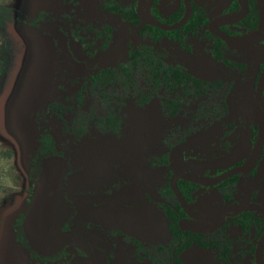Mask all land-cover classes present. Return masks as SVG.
Instances as JSON below:
<instances>
[{"label": "flooded vegetation", "instance_id": "flooded-vegetation-1", "mask_svg": "<svg viewBox=\"0 0 264 264\" xmlns=\"http://www.w3.org/2000/svg\"><path fill=\"white\" fill-rule=\"evenodd\" d=\"M140 1L121 0V8L116 12L104 7L105 0H95L90 4L81 0L70 1L72 8L78 9L89 20L88 25L85 27L91 25L98 33V30H102L103 25L111 26L110 44L107 48H103L104 38L95 41L90 47L84 46L77 37L85 36L87 38L86 43H90L92 42V36H95V34H87L83 31L84 27L81 30L89 35L90 41H88L86 35L78 34L80 29H73L75 13L66 10L67 7L55 6L50 0V6H55L56 8H54L57 9V12H53L59 13V15L56 16L52 12L46 13L49 16L54 15L56 21L62 24L65 33H61V36L67 37L66 41L64 40L62 43H66L67 46L61 45L60 48L54 40L55 42H52L53 47L48 52H52V49H54L63 54L62 65L58 66V70L63 74L72 71L75 76L71 78L70 82L79 86L74 99L75 102L71 103L70 106H84L88 98L95 101V112L91 115L90 127L85 136L89 134L91 128H95L102 138L106 139L120 134L121 131L120 128L118 133L108 135L99 128L95 121L99 117L108 115L104 113L106 111L103 108L104 103L98 98L99 92L88 94L83 88L84 84L93 87V79L102 71L113 70L123 73L121 77L133 79L139 89L137 92H127V87L123 86L125 91L122 100L117 99L113 102L117 116L122 115L123 124L128 121L129 117H134L135 121L133 122H140L144 114H147V121L160 122L161 119H164L167 123H173L183 115L186 107L191 109L190 115L193 123L210 119L214 115L219 116L217 108L215 111L208 112V106L205 105V112H203V109H200L201 104L198 99L193 101L189 98L186 99L181 112L177 116L169 115L168 108L163 105L161 109L160 104L156 106V109L147 111L146 106L150 102H142L141 97L145 85L146 70L142 66L120 65V63L127 62L131 54L138 50H145L147 45L153 48L152 51L158 59L167 64L166 68L179 69L183 73L190 74L192 76L190 80L193 84H197V81H199L204 89L211 85H216L215 89L225 88L224 110L234 115V117L230 119L218 117L216 119L222 130L220 137L223 138L221 139L223 144L209 150L199 147L197 142L200 139L179 145L176 143L174 145L165 144L163 145L164 149L171 153L166 161L159 160L163 140H161L160 145L154 148L156 153L153 154L156 156V161L149 162L146 165L141 163L138 156H135L132 157V161L126 162L119 169L114 170L113 167L100 168L93 162L97 155L91 149L95 147L88 149L90 150L91 161L84 160L85 155L82 151L78 153V158H68L69 167L62 186L66 198L73 208V214L65 229L73 230L84 236L93 247L103 252L106 258L105 264H193L194 249L206 253V257L200 258V263L207 260L210 264L212 262L221 264L219 257L223 255L229 263L252 264L255 261L256 264V247L264 231L258 236L257 229L253 227L249 233H237L234 237L235 243L231 245L232 250L227 254L226 243H210L207 247H201L193 242V234L203 235L205 241L217 239L224 234L228 236L234 234L236 228L235 226L225 228V226L234 217L245 213H254L256 216L261 215L264 219L262 214L244 212L238 215H230L227 217L225 224L214 231L205 234L196 233L194 232L195 220L181 206L171 186V180L178 172H191L201 175L192 172L193 169V171L197 170L203 173L201 176L213 177L243 164L249 157L258 138V125L252 102L264 69V40L255 45L240 47L225 42L220 36L211 31V23L214 19L242 12L240 0H191L193 13L185 25L175 30H164L152 26L159 30L154 35L150 31L144 33L146 28L151 25H144L141 20L139 14ZM245 1L248 5V14L238 22L220 25L217 27V31L230 36L243 37L249 36L257 30H264V0ZM199 10H204L205 20L195 28L189 29L186 26L193 16L199 13ZM186 13V0H154L151 7L152 17L169 25L180 22ZM95 23L97 27L94 26ZM73 36L83 49L90 50L97 44L96 42H99V52L102 56L99 58L94 53L84 55L81 51H76L79 50V47L72 46ZM96 57L97 59H95ZM128 72L132 74L127 75ZM117 76L119 77V74ZM194 79L197 81L194 82ZM120 85L122 84L117 82L105 84L107 90L114 89L115 86L120 87ZM161 93L174 94V92H168L166 89L158 92L156 97ZM79 94L89 96L83 100V105H80L78 101ZM54 102L59 101L54 98L47 101L46 111ZM245 106L251 108L254 120L251 118V122L254 123H249L250 117L245 115ZM261 106L264 110V90ZM108 108H111V105ZM178 121L182 122L181 118ZM230 121L235 123L234 132L222 136L224 123ZM243 124L244 126H242ZM251 124L257 127V135L253 143H250L251 149L247 154L245 152L246 148H243L241 155H237L232 159V164L222 169H218L219 167L216 165L218 170H214V167H209L206 164L212 158H227L228 155H231V148L237 147L241 143L240 137L242 135H248ZM178 130L180 129L173 132L177 133ZM166 132L163 131L164 136H166ZM180 132H186L188 137L191 136L187 130H180ZM160 134H162L160 131L156 134L157 142L160 141ZM202 141H206V139ZM175 152L179 155H173ZM237 162L241 163L237 164ZM70 165L73 166L74 172L69 173ZM262 168L264 169V148L254 169L248 174H239L241 175L239 181L247 176L255 180V185L249 196L242 199L234 198L233 186L239 181L231 185V197L229 198L223 195L221 189V184L229 179L213 187L195 184L198 185L195 190L184 179H178L177 185L187 203L199 211H208L217 205L237 203L241 200L264 204V170ZM72 175L73 178H70ZM30 191L31 189L27 191V195L25 193L26 197L21 199L22 206L25 207L23 212H21V206L19 212L13 218L10 219L5 214L9 204L0 208V247L2 244L4 250L6 248H10V250L17 249L18 252L15 251L16 258L22 260L21 255L23 253L24 264H28L27 257L30 260H35L38 264H72L74 259L88 258L89 255L86 251L73 246L63 248V252L52 259L39 258L32 254L23 228V221L33 198V195L30 196ZM71 191H73V194H71ZM3 227L6 228V234L12 239L11 242L3 238V235H5L2 233ZM221 232L225 233L219 235ZM249 240H253L256 244L253 253L249 252V246H247ZM9 261L10 259H7V257L1 256L0 264H9Z\"/></svg>", "mask_w": 264, "mask_h": 264}, {"label": "rangeland", "instance_id": "rangeland-1", "mask_svg": "<svg viewBox=\"0 0 264 264\" xmlns=\"http://www.w3.org/2000/svg\"><path fill=\"white\" fill-rule=\"evenodd\" d=\"M71 0H51L55 6L67 7L71 13H75V21L73 23V29H80L78 34L86 35L89 39V35L84 33L81 29L88 25L89 20L86 19L82 12L78 9L75 10L70 5ZM1 6H8L11 8H19L22 5V0H0ZM94 26L97 27L95 23ZM72 46L79 47L82 54L94 53L95 56L101 57L102 54L99 52V42H96L97 46H93L90 50L83 49L80 44L76 41L73 36ZM75 47V48H77ZM84 50V51H83ZM65 56V54H64ZM97 57L95 59H97ZM63 54L52 49V52L41 53L36 42H33L30 37L20 28H1L0 27V104L5 102L6 90L14 89L13 85L18 83H31L38 88L39 93L44 90L45 100L52 98L57 99L63 106H70L71 103L75 102V97L79 86L75 83H71L70 80L75 75L72 71L68 74L60 73L58 66L62 65ZM226 82V86H227ZM225 88L215 89L212 91V97L207 100L209 105L214 104L215 108L219 111V116H212L210 119L193 123L191 109L186 107L183 111V115L180 117L181 121H174L173 123L164 121L161 119L160 122L147 121V114H144L143 119L140 122H133L134 117H129L128 121H125L121 127L120 134L115 135L111 138H102L101 134L95 129L91 128L89 134L82 138H76L71 132L67 130L69 123L72 120L71 115L64 116V120H61L57 116L53 115V112H49L43 118L54 135L56 137V148L59 152L65 153L69 158L76 159L79 152H84L91 149L97 155L93 162L100 168L113 167L119 169L126 162L132 161V157L138 156L141 163L147 164L149 162L156 161L154 156V148L160 145L163 140L168 145L182 144L189 141H197L199 147L209 150L223 144L220 137L221 128L218 126L216 119L218 117H227L228 119L233 118L234 115L227 113L224 110ZM118 94V93H117ZM171 94L170 97H173ZM168 97V94L158 95L152 102L147 104V111L156 109V106L160 104L161 109ZM95 101L88 98L84 106L77 107L75 113L95 112ZM163 111V110H162ZM145 118V119H144ZM130 120V121H129ZM241 123V122H240ZM177 125V126H176ZM244 126V124L242 125ZM133 129V130H132ZM176 129L187 130L191 136H187L186 132L174 133ZM158 131L160 134V141L156 134ZM163 131H167L164 136ZM1 134V130H0ZM202 136V137H201ZM206 141H202L205 140ZM241 143L236 147L231 148V155L227 158L210 159L206 163L209 167L218 170L223 167L232 164L233 158L237 155H241L243 148H246V154L250 151L251 145L249 137L241 136ZM25 135H16L13 137L3 138L0 137V208L6 204H9L6 208L8 217L13 218L22 206V198L26 197L27 191L31 189V171L29 168V150H25ZM162 145V143H161ZM250 145V147H249ZM30 147V145H27ZM117 147V148H115ZM133 148V149H132ZM131 151V153H130ZM128 152V153H127ZM92 162V163H93ZM217 167H219L217 169ZM146 167V166H145ZM194 170V169H193ZM203 175L200 171H193ZM262 170H264L262 168ZM103 171V170H101ZM105 172V171H104ZM104 175V174H102ZM73 178V175L70 176ZM255 185V180L251 177H243L241 180L233 186L234 198L242 199L248 197L250 191ZM73 194V191H71ZM29 195V193H28ZM24 206L21 208V212L24 210ZM3 235L6 241L11 242L12 239L6 234V228L3 227ZM225 233V232H224ZM223 232L219 233L224 234ZM210 239V238H209ZM17 249L2 248L0 247V259L1 256L10 259L9 264H24V254L22 258H16ZM203 254V255H202ZM212 255V254H210ZM206 257V253L202 250L194 249L193 252V264H210L207 260L200 263L201 257ZM208 256V255H207ZM28 264H38L35 260H30L27 257ZM63 263H65L63 261ZM212 264H215L212 262Z\"/></svg>", "mask_w": 264, "mask_h": 264}, {"label": "trees", "instance_id": "trees-1", "mask_svg": "<svg viewBox=\"0 0 264 264\" xmlns=\"http://www.w3.org/2000/svg\"><path fill=\"white\" fill-rule=\"evenodd\" d=\"M81 1H85L90 4L95 0ZM50 3V0H22V5L19 8H11L0 5V27H20L33 42H36L41 53L48 52V50L53 47L52 42H55L54 40H56V44L60 48L61 45L67 46L66 43H62L64 40L66 41L67 38L61 36V33H65V29L62 24L59 23V21H56L55 17H53L54 15H50V17L46 13L52 12V14H55L56 16L59 15V13H54L57 12V9H55V6V8L50 6ZM104 7H108L114 12L119 11L121 8V0H105ZM135 15L138 17L137 13H135ZM204 15V10H199V13L193 16L186 27L189 29L195 28L199 23L205 20ZM157 30V28L148 26L144 33L150 31L154 35ZM83 31L90 35L95 34V36H92V42L90 43H86L87 38L85 36L77 37L78 40L84 44V46L90 47L95 41L101 40L102 38H104L103 48H107L109 46L110 36L112 35L110 25H103L102 30H98V33L91 27V25L84 27ZM152 50L153 48L150 45H147L145 46V50H138L137 52L131 54L127 62L120 63L121 66H142L146 70L145 85L141 96L142 102L148 103L153 101L158 92L167 89L168 92H174L175 94L173 97H170L169 94L164 103L165 107L169 110L168 114L171 116H177L181 112V108L188 98L193 101L198 99L201 104L200 109H203V112H205V105L208 106V112L217 110L214 108V104L209 105L210 103L207 101L212 97V91L216 88V85H211L204 89L202 88L201 83L196 79H194V82L197 81L198 83L193 84L190 80L192 77L190 74L183 73V71L179 69L174 70L166 68L167 64L158 59ZM117 74H119V77ZM131 74V72L127 73V75ZM122 75L123 73H118L113 70L102 71L96 78L93 79V87H88L86 84L83 85L84 90L88 94L99 92L98 98L104 103L103 108L106 110L104 113L108 115H106V117H99L95 122L99 128L103 132L108 133V135L118 133L119 129L123 125L122 115L120 114L117 116L113 102L117 99L122 100L123 92L125 91L124 87H127V92L139 91L133 79L123 78L121 77ZM109 82H117L122 85H120V87L115 86L114 89L107 90L105 84H108ZM13 88L14 89L6 90L4 95L5 102L0 104V137L8 138L16 135L21 136V134L22 136L25 135V150H27V153L29 150V160L27 162L31 171L30 196L32 197L34 182L40 173L42 159L51 155H61L69 158L65 153L57 150L54 132L49 126H47L46 122L43 121L47 112H53V115L57 116L61 120H64V116L71 115L72 120L69 123L67 130L76 138H81L88 133L92 113H75L77 107L63 106L60 102L52 103L49 106L48 111H46L45 106L47 105L48 100H45L44 98V90L40 94L38 88L31 83L20 84L18 82L13 85ZM88 97V95L83 96L79 94L78 101L80 105H83V100ZM110 105L111 108H108ZM250 109L251 108L249 106H245L244 112L246 116L250 117L249 123H252L254 120L253 113ZM251 118L253 120L252 122ZM235 128L234 121L225 122L222 136L231 134L234 132ZM256 135L257 127L251 124V129L248 131V137L251 144L253 143ZM165 144L166 143L163 141L161 145L162 150L159 154L160 161H166V159L171 156L170 151L164 149L163 145ZM27 145H30V147ZM84 155L85 161H91L90 150H86ZM173 155L178 156L179 153L175 152ZM239 163L241 162H237V164ZM70 172H74L72 165H70L69 173ZM240 177L241 175L235 176L221 184L223 195L226 198L231 197L230 187L231 185L236 184ZM186 183L189 184L193 190L198 187V185L190 184L188 182ZM230 226H235L236 229L234 234H229L228 236L224 234L223 236L210 241H205V237L203 235L193 234V242L201 247H207L210 243H226L227 245L225 246V249L227 250V254L232 250L231 245L235 243L234 237L237 233H249L252 228L255 227L257 229L258 236H260L264 231V219L261 215L256 216L254 213H245L234 217L230 223L226 224L225 228H229ZM27 243L29 249L32 251V254L39 258L52 259L58 257L63 252L62 250L50 257H43L31 248L28 241ZM247 246H249V252L253 253L256 246L255 242H253V240H249ZM219 259L221 264H233L226 261V258L223 255H220ZM252 264H255V261H253Z\"/></svg>", "mask_w": 264, "mask_h": 264}, {"label": "water", "instance_id": "water-1", "mask_svg": "<svg viewBox=\"0 0 264 264\" xmlns=\"http://www.w3.org/2000/svg\"><path fill=\"white\" fill-rule=\"evenodd\" d=\"M240 1L242 12L214 19L211 23V31L220 36L225 42L235 46L255 45L264 40V30H257L253 34L243 37L230 36L216 30L220 25L238 22L248 14L249 10L246 1ZM153 2L154 0L140 1L139 14L144 25H151L164 30H175L185 25L193 13L191 0H186L187 13L185 17L174 25L164 24L152 17L151 7ZM263 90L264 69L252 102L258 125V138L249 157L243 164L213 177L201 176L191 172H178L172 177L171 186L185 212L195 220L194 232L196 233L205 234L214 231L218 227L223 226L230 215L257 212L264 216V204L248 200L217 205L208 211L196 210L187 203L177 185L178 179H184L201 186L213 187L236 175L248 174L254 169L264 148V110L261 106ZM68 167L69 159L61 155H51L42 159L41 170L32 190V202L23 221L26 239L31 248L42 256H51L67 246H73L86 251L89 257L74 259L72 264H105L106 258L103 252L93 247L84 236L73 230L65 229L73 214V208L67 200L62 186ZM255 258L256 264H264V233L258 241Z\"/></svg>", "mask_w": 264, "mask_h": 264}]
</instances>
